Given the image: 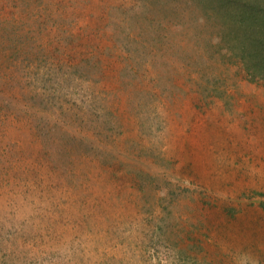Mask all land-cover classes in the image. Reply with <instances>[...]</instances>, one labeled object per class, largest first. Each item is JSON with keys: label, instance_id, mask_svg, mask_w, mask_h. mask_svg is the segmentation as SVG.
Masks as SVG:
<instances>
[{"label": "rangeland", "instance_id": "374dc122", "mask_svg": "<svg viewBox=\"0 0 264 264\" xmlns=\"http://www.w3.org/2000/svg\"><path fill=\"white\" fill-rule=\"evenodd\" d=\"M202 4L0 0V264H264V76Z\"/></svg>", "mask_w": 264, "mask_h": 264}, {"label": "trees", "instance_id": "16d2710c", "mask_svg": "<svg viewBox=\"0 0 264 264\" xmlns=\"http://www.w3.org/2000/svg\"><path fill=\"white\" fill-rule=\"evenodd\" d=\"M202 9L210 7V14L206 22L214 19V14L224 19L221 38L216 36L211 41L214 47H224L227 57L236 58L247 73L251 70L254 75H264V0H202ZM206 16V15H205ZM259 26V29H254ZM242 30V37L248 41V48H238L233 44L235 37L233 32ZM228 31V32H227ZM230 33V34H229ZM242 49V50H241ZM224 53V52H223ZM223 54V56L225 55ZM222 56V54H221ZM229 59V58H228ZM214 78H210L212 81Z\"/></svg>", "mask_w": 264, "mask_h": 264}]
</instances>
